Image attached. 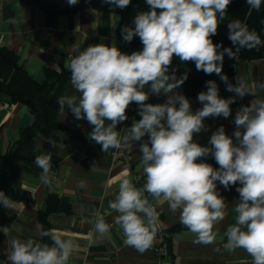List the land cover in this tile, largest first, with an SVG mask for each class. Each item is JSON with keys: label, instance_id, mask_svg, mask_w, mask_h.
Wrapping results in <instances>:
<instances>
[{"label": "clouds", "instance_id": "1", "mask_svg": "<svg viewBox=\"0 0 264 264\" xmlns=\"http://www.w3.org/2000/svg\"><path fill=\"white\" fill-rule=\"evenodd\" d=\"M70 6L78 0H67ZM116 8L128 7L131 0H102ZM232 0H145L147 11L138 12L134 27L121 29L125 42L139 37L143 48L126 54L115 45H89L67 60L74 95L57 99L60 111L71 110L77 120L86 119L92 126L89 139L102 146V151L119 149L122 144L132 147L134 141L148 140L139 145L140 163L146 182L136 187L130 174L119 181V189L109 208L118 213L115 224L122 230L124 242L144 253L156 241L159 214L149 201L161 198L170 210L179 211L180 223L195 235L194 243L209 245L216 241V225L226 215L227 204L217 191V182L225 189L239 184V202L234 206L235 223L226 230L225 248L229 252L243 249L252 264H264V99L254 98L241 106L234 117L236 126L232 136L221 125L202 146L194 136L207 131L206 118H228L236 97L251 94L248 84L236 77V83L222 74L225 55L236 58L241 49L253 50L262 40L254 30L240 20L228 23V39L233 47L213 43L220 21ZM257 11L264 0H246ZM117 19H119L117 17ZM234 49V50H233ZM174 57L181 62H194L197 71L220 76L226 90L236 95L225 99L219 95L215 81L206 82L207 91L198 94L202 107L195 112L190 100L174 90L187 80V73L179 79L175 71L169 74ZM148 87L155 95L168 99L162 104L147 103ZM264 89V83L258 84ZM138 105L139 120L131 127L117 131L126 121L129 106ZM123 133V134H122ZM233 137L235 139H233ZM211 155L219 168L201 161ZM42 171L39 179L50 183L51 153L35 157ZM94 167V166H93ZM77 187H85L81 181ZM0 205L13 209V201L0 191ZM93 243L110 235L111 225L101 216L94 224ZM52 244L34 239L10 241L8 259L11 264H68L76 248L71 238L50 231H41Z\"/></svg>", "mask_w": 264, "mask_h": 264}, {"label": "crops", "instance_id": "2", "mask_svg": "<svg viewBox=\"0 0 264 264\" xmlns=\"http://www.w3.org/2000/svg\"><path fill=\"white\" fill-rule=\"evenodd\" d=\"M119 15L114 12H104L94 9L81 8L70 15H60L47 20L44 12L23 0H0V47H5L18 56V63L34 79H44V68L48 62L58 61L60 67L74 56L76 50H83L89 45H115L121 52L131 54L136 48L119 40L117 24ZM231 66L236 77L243 79L254 96L253 99H264V89L257 87L264 83V58L256 60H239L224 57L223 67ZM221 98H231L236 94L229 92L226 87H218ZM149 93L147 103L162 104L168 99L167 95ZM180 93L177 89L174 90ZM207 91V87H199L192 97H187L193 112L200 109L198 94ZM77 94L68 79L63 88L62 96ZM232 107V104L230 105ZM128 119L117 125V131L131 127L133 120H139L138 105L133 102L126 112ZM56 121L60 125L78 128L84 134V142L67 136L57 130V140L38 135L34 146L42 151L51 153L59 158L56 168L50 172V183H43L38 177L22 172L18 177L10 178L7 184L10 188L24 194H29L31 204L25 198L11 199L15 201L13 209H5L0 205V264H11L8 259L10 241L13 239H34L43 242L42 223L38 214L45 209V199L49 193L66 198L70 204L67 211L51 212L47 216V229L58 233L63 238H71L76 244L68 264H155V247L161 245L163 229H168L180 223L179 211L173 213L167 202L159 201L148 196L159 214L158 233L153 246L144 253L124 242L122 230L115 224L118 213L109 208V201L118 193L119 181L125 173L130 174L136 187H143L146 182L142 170H137L140 163L139 145L148 140L146 135L141 141H134L132 147L125 146L124 150L102 151V146L89 139L92 126L86 119L77 120L71 110L56 113ZM32 122L28 108L20 102H9L0 91V158L8 144L16 139L21 128ZM204 124L207 131L194 136V140L202 146H209L213 132L221 125L226 134L232 136L236 129L234 118H206ZM123 134V133H122ZM233 139H235L233 137ZM129 155L130 159L126 156ZM219 166L213 162V157L202 158L201 161ZM94 166V167H93ZM83 181L85 187L77 185ZM240 185L225 189L217 182V191L224 198L227 208L225 219L215 226L217 233L213 244L194 243L195 235L186 227L172 232L167 244L163 245L162 259L165 264H252V258L243 250L229 252L225 248L226 230L235 223L234 206L239 202L236 188ZM103 217L111 225L110 235L102 242L93 243L95 239L94 224L98 217ZM50 238V237H49Z\"/></svg>", "mask_w": 264, "mask_h": 264}, {"label": "trees", "instance_id": "3", "mask_svg": "<svg viewBox=\"0 0 264 264\" xmlns=\"http://www.w3.org/2000/svg\"><path fill=\"white\" fill-rule=\"evenodd\" d=\"M23 1L40 8L48 21H51L55 16L73 14L81 8L117 13L119 22L116 31L119 40L136 48L137 51L143 48L138 36L134 37L130 43L125 42L121 29L125 26L134 27L133 19L136 14L148 10L145 0H131L130 5L124 9L103 3L102 0H78V3L74 6H70L67 0ZM232 20H240L246 24L249 30L256 31L262 42H264V3L257 11L252 9L246 3V0H232L224 18L220 21L217 34L212 37L213 43L222 44L223 47H233L228 39L229 29L227 27ZM260 58H264V43L258 49H241L239 53H236V59L239 60H256ZM173 71H175L178 79L187 73V80L177 88L181 94L187 97L194 96L199 87H207L206 82L209 80L215 81L218 87H226L220 76L215 73L208 75L203 71H197L194 62L185 63L174 57L169 68V74ZM43 73L44 79L42 81L34 79L18 63V56L15 52L0 47V91L7 97L9 102L23 103L32 115V122L20 129L18 137L8 144L0 158V191L15 200L25 198V194L10 188L7 180L18 177L22 172L39 178L42 171L35 164V157L45 153V151L34 146L33 142L36 136L42 135L57 140L59 136L56 131L61 130L65 135L84 142V134L80 129L63 126L56 121V113L60 109L57 99L62 96L64 84L70 79V71L63 67H59L57 70L45 67ZM222 74L226 75L228 81L234 84V71L231 66L223 67ZM58 162L59 158L51 154L50 172L56 168ZM213 162L216 163L214 158ZM69 206L70 204L66 198L49 193L45 199V209L40 210L38 214L43 231H48L47 216L49 213L67 211ZM182 227L184 226L179 223L168 229H163L161 232L162 252L163 245L167 244L169 235ZM42 243L51 245L52 241L49 237H43Z\"/></svg>", "mask_w": 264, "mask_h": 264}, {"label": "built area", "instance_id": "4", "mask_svg": "<svg viewBox=\"0 0 264 264\" xmlns=\"http://www.w3.org/2000/svg\"><path fill=\"white\" fill-rule=\"evenodd\" d=\"M72 57L73 56H69V60ZM46 65H47L46 66L47 68L53 69V70H57L60 67V63L58 61L48 62ZM252 100H253V98L250 95H245L243 98L236 97L235 103H233L232 107H231L233 118L235 117V114H236L237 110H239L241 108V106L249 105ZM124 148H125V145L122 144L121 148L114 149V151L116 152V151H119V150H124ZM126 158L130 159V156L127 155ZM138 188H141V186H138ZM25 200H26L27 204H31L32 203L29 194H25ZM154 253H155V257H154L155 264H165L163 262V259H162V246L161 245L155 247Z\"/></svg>", "mask_w": 264, "mask_h": 264}]
</instances>
